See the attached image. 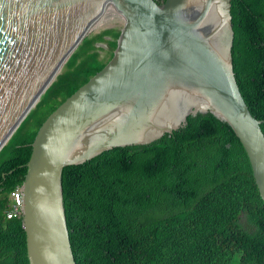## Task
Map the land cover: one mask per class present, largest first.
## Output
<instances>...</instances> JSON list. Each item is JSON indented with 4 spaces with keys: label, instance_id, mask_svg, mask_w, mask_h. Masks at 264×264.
<instances>
[{
    "label": "water",
    "instance_id": "95a60500",
    "mask_svg": "<svg viewBox=\"0 0 264 264\" xmlns=\"http://www.w3.org/2000/svg\"><path fill=\"white\" fill-rule=\"evenodd\" d=\"M230 1L0 0V150L85 37L120 31L107 63L45 118L30 143L21 185L29 264H76L64 167L151 143L189 115L209 113L232 128L264 201V119L251 114L235 78ZM94 46L111 50L104 40Z\"/></svg>",
    "mask_w": 264,
    "mask_h": 264
},
{
    "label": "trees",
    "instance_id": "16d2710c",
    "mask_svg": "<svg viewBox=\"0 0 264 264\" xmlns=\"http://www.w3.org/2000/svg\"><path fill=\"white\" fill-rule=\"evenodd\" d=\"M230 2L235 78L263 120L264 0ZM119 33L85 37L0 150V264H29L22 215L7 211L38 127L107 63ZM103 40L111 49L105 61L94 46ZM61 179L76 264H264V201L238 137L212 114L189 115L151 143L66 166Z\"/></svg>",
    "mask_w": 264,
    "mask_h": 264
},
{
    "label": "built area",
    "instance_id": "2783aa9c",
    "mask_svg": "<svg viewBox=\"0 0 264 264\" xmlns=\"http://www.w3.org/2000/svg\"><path fill=\"white\" fill-rule=\"evenodd\" d=\"M12 199L14 200V203L12 205V208L7 211V216L12 217L16 216L19 213H22L21 210V191H15L11 192Z\"/></svg>",
    "mask_w": 264,
    "mask_h": 264
},
{
    "label": "rangeland",
    "instance_id": "374dc122",
    "mask_svg": "<svg viewBox=\"0 0 264 264\" xmlns=\"http://www.w3.org/2000/svg\"><path fill=\"white\" fill-rule=\"evenodd\" d=\"M111 50H98V57L102 59L103 61L107 60L110 56Z\"/></svg>",
    "mask_w": 264,
    "mask_h": 264
},
{
    "label": "clouds",
    "instance_id": "9594fccd",
    "mask_svg": "<svg viewBox=\"0 0 264 264\" xmlns=\"http://www.w3.org/2000/svg\"><path fill=\"white\" fill-rule=\"evenodd\" d=\"M21 205H22V201H21ZM21 215H22V213H21Z\"/></svg>",
    "mask_w": 264,
    "mask_h": 264
},
{
    "label": "flooded vegetation",
    "instance_id": "af4514ba",
    "mask_svg": "<svg viewBox=\"0 0 264 264\" xmlns=\"http://www.w3.org/2000/svg\"><path fill=\"white\" fill-rule=\"evenodd\" d=\"M20 191H21V189H20Z\"/></svg>",
    "mask_w": 264,
    "mask_h": 264
}]
</instances>
